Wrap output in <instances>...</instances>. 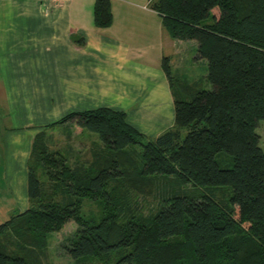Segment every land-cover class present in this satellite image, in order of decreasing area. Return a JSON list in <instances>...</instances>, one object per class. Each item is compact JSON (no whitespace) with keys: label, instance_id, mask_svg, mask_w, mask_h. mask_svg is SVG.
<instances>
[{"label":"trees","instance_id":"16d2710c","mask_svg":"<svg viewBox=\"0 0 264 264\" xmlns=\"http://www.w3.org/2000/svg\"><path fill=\"white\" fill-rule=\"evenodd\" d=\"M172 39L196 42L195 61H207L209 90L182 85L174 93L175 126L150 138L125 111L72 112L36 135L28 168L25 211L0 224V264H41L46 237L75 222L62 245L79 264H264V0H154ZM95 24L113 22L111 0H96ZM164 71L172 88L169 60ZM72 124L98 135L110 162L93 176L51 151L47 128ZM139 147L136 161L130 152ZM231 157L222 168L217 157ZM53 182L49 191L40 176ZM173 178L181 191L157 193L144 216L130 198ZM160 179V180H159ZM158 181V182H156ZM100 199V219L84 214V199ZM130 199V200H129ZM136 205V206H134ZM15 238L18 251H11Z\"/></svg>","mask_w":264,"mask_h":264},{"label":"crops","instance_id":"0c3cea01","mask_svg":"<svg viewBox=\"0 0 264 264\" xmlns=\"http://www.w3.org/2000/svg\"><path fill=\"white\" fill-rule=\"evenodd\" d=\"M153 1L111 0L112 25L98 28L96 0H0V108L9 123L0 119V153L5 143L31 145L62 116L104 107L125 111L145 135L146 120L152 136L171 128L174 88L164 62L178 71L197 43L172 39ZM1 160L0 211L10 215L18 198L28 204V173L13 171L7 152Z\"/></svg>","mask_w":264,"mask_h":264},{"label":"rangeland","instance_id":"374dc122","mask_svg":"<svg viewBox=\"0 0 264 264\" xmlns=\"http://www.w3.org/2000/svg\"><path fill=\"white\" fill-rule=\"evenodd\" d=\"M174 68L172 69V77L174 81V93L179 98L183 96L182 91L185 90L182 87L183 84L185 86L186 85L189 86L192 90L211 89V84L207 80L208 71H207L206 60L187 61L186 63H183L182 65L178 66V68H180L178 71ZM13 116L15 117L16 115ZM5 118L6 116L3 114V110H1L0 108V119L4 120ZM175 120H176V115H175ZM148 121L149 120H146L145 122H140V124L143 125V128L146 130V132H149L150 134L153 135L156 133V129L150 127L147 124ZM3 123L4 124H1L3 127L9 125V123L6 125L5 120L3 121ZM34 123H37V121H35ZM44 126L46 127L47 125H43V127ZM174 126H175V121L174 123H172L170 127L172 128ZM45 132L48 136L47 146L49 150L59 151L61 153L63 152V154L67 155V157L69 158L68 162L71 164V166L75 168L80 167L79 169H81V171L87 170L88 176L95 175V173L99 171L101 167H105L106 164L110 162L109 159H111V157L113 156L111 153H108L105 147L100 143L98 135L86 131L81 132L77 128H74L72 124L58 125L54 128H47ZM140 132L142 133V131ZM257 132L261 136V146L264 149V122L260 123V127ZM36 135L34 136V138L36 137ZM152 135L149 136L146 134V136L150 138L159 136V135L158 136H152ZM33 141L31 142V145H29L30 144L29 142H24V144L22 143L23 145H18V144L12 145V143L3 144L2 146L6 151H4L5 153H0V168L2 167L4 162L1 160V158L5 157L7 152L8 155L12 157L13 171L15 170L16 172H20V170L23 168L24 170L26 169V172L28 173V168H29L28 166L32 154ZM139 151L140 149L139 147H137L135 150H132L130 152L131 154H129V156L132 155L131 161H133V163H134L133 158H135L136 161H139L138 160L139 158H137ZM217 160L222 168L233 167V162L231 160V157L227 155L221 154L217 157ZM20 166L22 167L19 169ZM40 172H41L40 176L41 174H43L42 179L45 181L46 187H48L49 191H51L53 189V185L55 184L53 182H50L48 178L44 176L45 175L44 171H40ZM155 184L156 183H152L151 185H148V186H152V188L147 187L143 192H137V193L132 192L130 196L132 202L140 208V211L144 216H150L153 213V211L156 209L158 204L157 193L160 195L164 193V191H169L167 190L165 185L167 187H170V190L172 191L173 190L181 191V186L172 185L173 178H168L165 181L161 180L160 184H157L156 186ZM17 201L19 203L18 208L13 209L10 215L8 214L9 210L3 209L2 211H0V224L8 221L14 214L16 215L18 213L25 212L31 205L30 199L26 201V203H28L26 205H25V201L23 202L22 198L20 199L18 198ZM13 204L14 206L16 205L15 202H13ZM83 209H84V214H87L89 219H100V216L102 214L103 204L100 199L88 197V199H84L83 201ZM76 229H77V224L75 222H70L66 224L65 227L60 232H55L48 235L46 237V243L42 250H40L35 245L34 246L32 245V247L29 245L27 246L26 249L29 253L34 252L41 264H77L73 262V260L69 258L67 255H65L62 250V245L67 241V239L70 236H72V234L76 231ZM16 241L17 240L15 238L11 237V242H9V245L11 246L10 247L11 251H18L17 248L15 247ZM79 264H102V263L98 260H92V261H83L80 262Z\"/></svg>","mask_w":264,"mask_h":264},{"label":"built area","instance_id":"2783aa9c","mask_svg":"<svg viewBox=\"0 0 264 264\" xmlns=\"http://www.w3.org/2000/svg\"><path fill=\"white\" fill-rule=\"evenodd\" d=\"M53 3H57V4H60L62 2H65L67 0H51Z\"/></svg>","mask_w":264,"mask_h":264}]
</instances>
